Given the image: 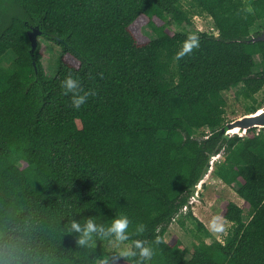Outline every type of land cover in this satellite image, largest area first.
<instances>
[{"label":"trees","instance_id":"16d2710c","mask_svg":"<svg viewBox=\"0 0 264 264\" xmlns=\"http://www.w3.org/2000/svg\"><path fill=\"white\" fill-rule=\"evenodd\" d=\"M184 1L0 0V264H97L105 256L136 264L98 237L79 245L71 229L90 218L107 226L120 214L130 220L126 243L153 247L150 264H264V130L223 143L210 136L229 123L224 92L239 88L246 114L264 107L256 97L264 71L255 72L264 41L248 42L262 33L251 30L264 21V0H191L190 9ZM193 8L219 38L176 29L192 24ZM37 26L61 48L52 77L42 44L31 52L28 31ZM190 36L198 47L178 58ZM69 72L94 93L79 109L61 87ZM220 143L214 174L238 186L243 205L221 204L232 224L223 241L188 249L166 235L186 212L195 237L211 236L185 206Z\"/></svg>","mask_w":264,"mask_h":264},{"label":"rangeland","instance_id":"374dc122","mask_svg":"<svg viewBox=\"0 0 264 264\" xmlns=\"http://www.w3.org/2000/svg\"><path fill=\"white\" fill-rule=\"evenodd\" d=\"M184 6L187 9L193 7L191 0H185L183 2ZM193 19L191 25H178L176 29L178 31L189 32L191 34H199L203 32L207 33H217V28L214 25L213 20L205 13H201L198 9L193 8ZM264 31V21L258 22L255 27L251 30L252 34L257 32ZM144 32L150 35V31L147 28H144ZM40 43L42 44L41 53L43 56V66L47 73L52 77L56 70H57V59L61 53V48L54 46L50 43H47L44 38H40ZM8 57V56H7ZM5 58V62L7 60ZM12 58V55H9V60ZM256 61V68L255 72L264 71V66L262 63L261 56H255ZM6 62V63H8ZM5 63V64H6ZM7 66V65H6ZM239 91V88H235L232 92H224L223 95L225 96L228 106H227V119L229 122H232L238 118L243 117L246 115L245 106L247 102L241 98H238L236 92ZM259 102L264 101V89L256 96ZM208 134L211 133V130L207 131ZM221 160H217L218 162ZM217 163V162H216ZM215 163V164H216ZM215 169V166H214ZM237 185L233 187H229L223 184L220 179L213 174V176L208 179L206 184L200 191V197L197 202L191 205L194 215H198L201 217V221L205 224L206 228L210 231V237H200L201 235L194 236L193 223L186 212L182 213L177 219L173 222L174 225L170 227L168 234L166 235V239L169 240L172 235L178 236L183 243L186 245L188 249H191L193 246L198 245L201 241H206L207 243H212L215 240L223 241L224 238L227 236L228 232L230 231L232 224L228 223L225 219L220 216L221 212V204L224 201H231L238 206L243 205L242 199L238 196L236 189ZM219 216L222 218V222L224 224V231L223 232H212L209 228V222L212 220L213 217ZM244 221L248 222L250 219V214L247 210L244 213ZM180 223H184L185 226L182 227ZM194 234H193V233ZM97 244L101 247H104L110 253H118L117 250L108 244V241L105 239L103 241L97 242ZM121 247H124L123 245ZM108 264H116V259L114 257H109Z\"/></svg>","mask_w":264,"mask_h":264},{"label":"clouds","instance_id":"9594fccd","mask_svg":"<svg viewBox=\"0 0 264 264\" xmlns=\"http://www.w3.org/2000/svg\"><path fill=\"white\" fill-rule=\"evenodd\" d=\"M193 47H198V38L196 36H190L184 43L182 50L178 53V58L182 57L186 53L190 52ZM61 87L64 90V94L71 93V104L75 109H79L81 105H84L91 93L85 91L80 84V81L69 72L65 78L60 82ZM261 130V129H260ZM130 220L127 215L120 214L114 218L107 226H99L93 219H88L83 228L80 223L73 221L71 223V229L77 233H80L77 243L81 246H91L95 243V238L101 240H107L108 244L114 247L118 255L117 258H125L132 260L136 258V264H150L154 255V249L151 245H146L143 240H133L131 243H126L129 238L127 229L129 228ZM144 226L140 225L138 231H143ZM209 228L212 232H223L224 224L222 218L215 216L209 222ZM156 244L160 243L159 238L155 241ZM124 247H121V246ZM109 258L107 256L99 258L97 264H108Z\"/></svg>","mask_w":264,"mask_h":264},{"label":"water","instance_id":"95a60500","mask_svg":"<svg viewBox=\"0 0 264 264\" xmlns=\"http://www.w3.org/2000/svg\"><path fill=\"white\" fill-rule=\"evenodd\" d=\"M43 36V33L39 26L32 27L28 31V37L31 43V52L32 55L37 51L39 44H40V38ZM216 38H219V34L215 35ZM57 42L60 44H66L65 40L56 38ZM264 41V31L258 35L252 37L248 42H261ZM36 73H38L36 63H34ZM251 129H261L264 130V107L260 110H258L255 113L246 114L241 118H238L232 122H229L226 124L225 127L217 130L215 133H212V137H220L221 143L224 141L229 142L232 138L235 136L246 138L248 135V131ZM221 143L218 145L216 150L209 156V160L207 165L205 166L203 173L196 183L195 186L192 187L190 195L187 199V204L185 206V211H187L191 205L198 201L200 197V191L203 188V186L206 184L208 179H210L214 174V166L215 163L218 162L220 158L224 155V149L218 153V150L221 146Z\"/></svg>","mask_w":264,"mask_h":264},{"label":"crops","instance_id":"0c3cea01","mask_svg":"<svg viewBox=\"0 0 264 264\" xmlns=\"http://www.w3.org/2000/svg\"><path fill=\"white\" fill-rule=\"evenodd\" d=\"M220 181H221V180H220ZM221 182H222V181H221ZM222 183H223V182H222ZM223 184H224V183H223ZM242 201H243V200H242ZM196 216H197L200 220H202L200 216H198V215H196ZM174 223H175V222H174ZM228 223H229V222H228ZM172 225H174V224H172ZM172 225H171V226H172Z\"/></svg>","mask_w":264,"mask_h":264},{"label":"built area","instance_id":"2783aa9c","mask_svg":"<svg viewBox=\"0 0 264 264\" xmlns=\"http://www.w3.org/2000/svg\"><path fill=\"white\" fill-rule=\"evenodd\" d=\"M260 131V129H258Z\"/></svg>","mask_w":264,"mask_h":264}]
</instances>
